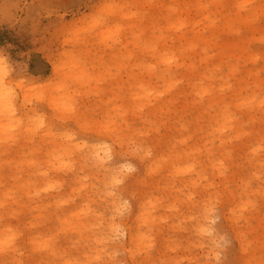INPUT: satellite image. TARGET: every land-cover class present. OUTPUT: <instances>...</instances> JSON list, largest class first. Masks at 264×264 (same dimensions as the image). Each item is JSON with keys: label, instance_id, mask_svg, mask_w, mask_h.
<instances>
[{"label": "rangeland", "instance_id": "obj_1", "mask_svg": "<svg viewBox=\"0 0 264 264\" xmlns=\"http://www.w3.org/2000/svg\"><path fill=\"white\" fill-rule=\"evenodd\" d=\"M0 60L2 91L73 108L33 101L52 136L0 146V264H264V0H0Z\"/></svg>", "mask_w": 264, "mask_h": 264}, {"label": "bare ground", "instance_id": "obj_2", "mask_svg": "<svg viewBox=\"0 0 264 264\" xmlns=\"http://www.w3.org/2000/svg\"><path fill=\"white\" fill-rule=\"evenodd\" d=\"M186 7H189V5H187ZM258 7V6H257ZM257 7L253 8L252 11H256ZM202 40H204L203 38H201ZM176 62V61H175ZM75 63V62H74ZM154 65H156V63H154ZM174 66L177 67V64H175ZM156 66H150L146 69L148 73H150V71L155 68ZM72 68H78L77 63L74 64V67ZM80 68V67H79ZM151 68V69H150ZM55 74L58 73L61 70V67H59L58 65L55 66L54 68ZM82 69V71H81ZM75 70V69H74ZM73 71V70H71ZM70 71V73H72ZM78 74L79 76H77L78 74H74L73 76L71 75H67V77H70L69 79H73L74 81H79L80 77L83 75V68L81 67L80 69H78ZM176 72V70L171 71L170 67H167V69L161 70L160 74L157 75V77L163 81V82H167V85L169 87H171L172 82V75H174V73ZM85 73V72H84ZM154 73V72H153ZM172 74V75H171ZM7 77V72H5V69L3 67H0V146H4L5 147V152L8 153L10 151L11 147H16V148H23L25 145L19 146L20 143V137L19 134L22 133H27L28 137L30 139H32V137L39 132V130H41V133L39 134V137L41 138L42 141L45 140L46 137L52 136L51 135V130L49 127L43 129L46 125H45V119L41 118V116H39L37 123H31L30 120L28 121H23L21 122L19 119L17 120V112L18 111H26L27 108L29 107H33V101L37 102V103H41V102H45L52 110H56L59 113L63 111V109H65L67 107V104L70 105V96L71 95H66L64 93V90L62 89V84L58 87L61 88L63 90L62 92H59L58 87L57 91L58 93L63 94L62 96L60 94L61 97L59 98V96H55L54 91L53 93L50 92L51 90H48L47 93H45L44 91H41L42 89H37L34 90V88H30L25 86L26 88H28V90H23L25 87L24 84L22 85V80L14 82L12 80H9L8 83L11 85H15V88H19V93L15 92V94H12L11 92H4L2 91V84L3 82H5V79ZM83 78V76L81 77ZM64 85V83H63ZM42 87V86H41ZM34 90V94L29 93L28 91ZM56 91V89H55ZM205 93V91H204ZM151 94L149 92H146L145 95L143 96L144 98H148ZM32 96L34 97V99L31 100ZM255 96V93H253V97ZM243 101V100H241ZM245 101V99H244ZM35 104L36 106L38 104ZM245 104V103H243ZM65 110H69V113L71 111H73V108L68 106ZM15 122H18V126L13 127V124ZM218 132H221L220 130H218ZM26 135V136H27ZM62 139V138H61ZM71 138H67L65 141H70ZM56 146H60L61 143L57 142L55 143ZM85 145H82V147H79L78 151H82L84 149ZM70 149V148H69ZM69 149H66L62 155L59 154L58 151H54V155L51 156L45 167H54L58 170H62L63 167L65 168H69L66 166V163H63V161L61 160V158L64 156H68V151ZM90 154L92 155V161L93 164H95V167L97 169H105L108 170V167L106 166L108 161L107 158L112 156L113 153H109V152H102L100 150H91ZM88 159V158H87ZM22 165V162H19V166ZM29 166H35V162H31L29 163ZM41 171V170H39ZM112 174V178L111 181H113L114 183H117L120 181V179L117 176L116 172H111ZM41 176H43V178H41ZM47 176H49L48 174V170L43 171L40 173L39 175H36L37 179H45ZM26 181L29 182V179L27 178ZM27 183L23 184L22 187H26ZM36 191V190H35ZM31 191H29L28 193H30ZM11 191H7L4 190L2 192H0L1 195H3L5 197V201L3 203H0V207L2 205H4V203L6 202L8 196L10 195ZM10 197V196H9ZM13 200H15V196L11 197ZM115 206V205H114ZM116 208V212L117 213H121L122 209L124 208L123 205L120 204H116L115 206ZM142 215V214H141ZM112 233H111V238L110 240L112 241H119V247L121 248L122 251H125L126 249V242L127 239H131V232L128 231L127 228L122 227L119 228L118 226H116L115 228H112ZM104 239H107L106 236L104 237ZM107 243V242H106ZM129 244H131V242H128ZM2 245V244H1ZM0 245V246H1ZM2 250V249H0Z\"/></svg>", "mask_w": 264, "mask_h": 264}, {"label": "snow or ice", "instance_id": "obj_3", "mask_svg": "<svg viewBox=\"0 0 264 264\" xmlns=\"http://www.w3.org/2000/svg\"><path fill=\"white\" fill-rule=\"evenodd\" d=\"M0 63H3V61H2V60H0Z\"/></svg>", "mask_w": 264, "mask_h": 264}]
</instances>
